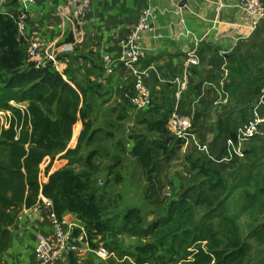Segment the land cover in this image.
Instances as JSON below:
<instances>
[{"label": "crops", "instance_id": "1", "mask_svg": "<svg viewBox=\"0 0 264 264\" xmlns=\"http://www.w3.org/2000/svg\"><path fill=\"white\" fill-rule=\"evenodd\" d=\"M12 1L6 0L8 5L4 7L10 8L18 0L10 5ZM146 8L155 12L156 19L153 28L141 34L139 42L145 55L140 66L150 67L146 80L153 102L149 107L137 108L123 97L130 84L126 70L115 63L111 73L105 72L102 55L117 59L119 49L110 39L111 32L118 27L120 33L130 29ZM72 9V0H34L29 5L24 39L26 45L36 39L45 41L43 50H53L58 61V67L52 69L70 86L78 84V109L87 114L85 120L91 121L90 131L102 129L99 136L111 142L113 136L108 132L122 124L147 126L148 138L161 139L148 123L166 120L175 88L186 80L179 110L192 116L191 132L183 136L171 133L181 141L175 144L162 174L164 188L171 195H179L202 177L201 167L210 168L232 179L234 187L242 185L239 181L243 187L250 185L257 195L261 193L264 205V124L260 135L248 139L241 136L243 124L254 115L264 80V17L253 27L254 16L245 11L241 0H224L220 8H216V0H91L86 32L78 38L73 33ZM92 113L104 122H116L115 128L111 129L110 123L95 125ZM74 125L79 130L83 127L78 121L72 130ZM118 136L109 146H117L122 135ZM133 143L131 137L128 153ZM166 145L172 148L169 142ZM179 156L184 162L176 175L171 168L180 164ZM44 167L40 169L44 171ZM158 214L142 212V225H148ZM54 216L53 208L43 203L23 207L10 226L11 241L1 254L0 264H37V240L44 237L55 241L51 226ZM61 219L73 225L74 238L85 235L91 247L104 245L105 237L122 235L96 233L94 229L90 234L86 222L73 212H65ZM108 247L111 255L107 259H99L85 248L78 256L85 264H137L121 249H116L117 253Z\"/></svg>", "mask_w": 264, "mask_h": 264}, {"label": "trees", "instance_id": "2", "mask_svg": "<svg viewBox=\"0 0 264 264\" xmlns=\"http://www.w3.org/2000/svg\"><path fill=\"white\" fill-rule=\"evenodd\" d=\"M4 18L0 12V22ZM15 33L17 35V30ZM17 37L26 45L23 37ZM4 39V45L13 46L7 44L8 34ZM25 68L7 75L0 87V108L12 111L8 127L0 130V145L7 149V162L0 163V259L10 244V226L15 223L19 211L41 203L40 195H43L52 200L57 218L67 211L76 213L86 222L90 234L94 233V229L96 233L110 232L115 235L123 232L142 240L162 241L171 232L170 238L180 252V264H242L249 245L240 237L235 218L227 215L224 208L234 187L232 179L219 171L201 167L203 175L198 181L190 183L179 195L172 193L168 198L163 197L162 174L173 154V149L166 145L173 138L166 127V120L148 123V127L158 132L161 139L136 134L130 150L149 184L146 199L157 205L159 210L163 208L164 212L161 214L162 210L159 211L155 219L144 226L139 207H130L123 215L121 230L100 219L88 221L86 217L95 218L100 213L92 193L87 192L88 185L78 181L74 172L61 170L47 175L40 169L41 165L48 166L57 152L64 151L66 155L78 153L82 143L93 136L91 121L85 120L87 114L78 109L79 86H70L51 65L35 66L31 63ZM11 100L27 102L25 110L11 107L8 103ZM49 114H54L55 118ZM78 121L82 123V129L72 132L73 124ZM71 138L73 143L68 146ZM175 140L176 143L181 141L180 138ZM164 149L168 151L164 153ZM94 155L95 150H91L85 159L91 168H94L91 162ZM116 165L117 161L109 165V174ZM198 207L206 208V212L191 231L190 226H182L181 220L190 209ZM211 214L223 216L229 225L222 236L211 223L204 222H208ZM173 225L177 227L170 230ZM249 237L264 244V221L249 229L245 238ZM152 241L136 245L124 254L134 258L137 264H156L151 259L155 248ZM173 244L169 245L170 249Z\"/></svg>", "mask_w": 264, "mask_h": 264}, {"label": "rangeland", "instance_id": "3", "mask_svg": "<svg viewBox=\"0 0 264 264\" xmlns=\"http://www.w3.org/2000/svg\"><path fill=\"white\" fill-rule=\"evenodd\" d=\"M5 1L6 0H0V12L5 17L4 20L0 22V87L1 85H3L7 75L19 71L23 67L27 68L32 63L27 53V46L23 43L21 38L17 37L15 33L16 29L14 25H12L13 22L11 21V18L6 15L5 11H7L9 8L4 7V5H8V3ZM14 1L9 2L10 5H12ZM13 29L15 30V32ZM7 34L9 35L7 44H12V47H8V45H4L2 42L5 40L4 38ZM16 64H18V66ZM8 103L14 109L18 108L21 110L22 108L23 110H25V108H23L22 106L23 102H21V104L17 103L16 101ZM54 107L55 104L53 108ZM0 109L6 110L5 108ZM7 110H9L11 118L12 111L11 109ZM96 114L97 113H92L91 115L95 119V125H101V123H103V125H106L105 123H110L109 127L111 129L115 128L113 126L114 124H116V122L112 123V120L110 122H104V120H102V117H99V115ZM6 116L7 115H0L3 120ZM7 118L9 117L7 116ZM128 127L130 126H124L122 124L119 128H115L111 133L108 132V134H111V136H113V141H115L119 137L118 135H122L117 142V146H114L113 143L111 146H109L113 141H105V139L108 138L99 136V132L102 129H95L92 138L82 143L81 149L78 153L66 155L64 151L57 152L56 155H54L53 159L50 160L48 166L45 165L44 171L41 170L47 175L51 172L61 170L74 172L76 175H78V178L76 179L88 185L87 192L89 191L90 193H92L93 199L100 209V213L95 215V218L86 217V219L88 221H91V219L93 221H96V219H100L107 222L108 225H113L117 230H121V226L123 224V215L130 207H139L141 213L143 212V215L145 211L149 213V211L156 212L162 210L161 214L164 212V209L159 210L157 205L149 202L146 199L145 193L149 185L146 175L144 174L141 167H139L138 164L134 162L130 155V152L128 153L127 150V143L129 142L131 137H134L138 133L145 134L146 136L150 135L148 133V128L146 129L147 126H144L143 128H136V126H132L130 128ZM75 128H77L76 125H74L73 127V132L74 130H76ZM143 129L146 132L143 133ZM70 142H68V145L70 144ZM175 144L176 140L173 137L170 140V146L172 147V149L174 148ZM113 147L117 149L114 150ZM91 150H95V155L91 159L94 168H91L90 165L86 164L85 162L86 156ZM167 151V149L163 150L164 153ZM179 157L180 158H177V161L180 160V162H178L180 164L173 165V167L171 168V170L174 169L173 174L176 175L177 171L179 172L180 170L179 167L182 166V163L184 162L181 156ZM116 161L117 165L114 166L111 174H109V165ZM6 162L7 149L6 147L0 145V163L4 164ZM168 173L171 172L169 171ZM238 183L242 185L244 184L242 181H239ZM242 185L233 187L224 208H226L225 211L227 210V215L229 214L230 217H232L233 219L235 218L234 220L237 222V229L240 237L244 239L249 245V250L242 264H264V244L257 242L253 237L245 238L252 226L264 221V205L262 203L263 196L261 195V193V196L257 195L256 192H254L252 188L249 187L250 185H246V187H243ZM205 212L206 208L204 207L190 209L181 220L183 223L182 226H190L192 231L194 228V224H199V222L201 221V217ZM206 221L207 220H204L205 223H211V225L217 229V231L219 232L218 234H220L219 236H222L224 229L229 227V225L223 219V216L221 217L220 215L215 216V214H211L208 222ZM176 227V225H173L171 226L170 230H173ZM121 234L122 235L119 238L110 236V239H107V237H105L103 239L104 243L102 244H104L105 246H110V248L117 253L118 251L116 249H121V252L124 253L125 251L134 249L136 245L153 240L149 238H147L146 240L138 238L135 239L130 237V235H128L127 233L121 232ZM171 235L172 234L170 232L166 234L165 238L162 241H152L155 245V248L152 251L153 256L151 257L152 261L154 260V263H181L178 260L180 252L177 251L176 244H173L170 238ZM171 243L173 245L170 249L169 245H171ZM204 243L205 242H203L202 244L204 245ZM118 244H122V246L120 247ZM85 263L86 262H84V264Z\"/></svg>", "mask_w": 264, "mask_h": 264}, {"label": "built area", "instance_id": "4", "mask_svg": "<svg viewBox=\"0 0 264 264\" xmlns=\"http://www.w3.org/2000/svg\"><path fill=\"white\" fill-rule=\"evenodd\" d=\"M34 0H18L10 10L6 13L12 19L17 35L24 38L25 29L28 20V9ZM73 9L71 15L74 20V35L78 38L82 37L86 32V19L91 11V0H72ZM224 0H216V8H220ZM242 7L246 12L254 16L252 26L256 27L259 21L264 17V0H241ZM156 14L151 8H146L138 15L134 25L125 32H119V27L110 34V39L117 44L119 55L117 59H112L108 54L102 55L103 67L105 72L113 71V64L118 63L123 67L130 79V84L123 93V97L133 106L137 108L149 107L152 105L153 98L147 83L148 69L150 67L140 66V62L144 58V51L140 46V37L144 31L153 28ZM46 43L43 40L36 39L27 45V53L35 66L51 65L58 67V61L55 58L53 50L44 51ZM187 82H180L173 93L174 103L166 118L167 129L178 136H183L192 127V116L182 113L179 110V101L182 92L186 89ZM12 102V101H10ZM21 104V103H19ZM25 108L24 105H22ZM21 110H23L21 108ZM262 110V112H261ZM254 115L249 118L242 126L241 136L244 139L255 137L261 134V126L264 124V80L259 86L257 102L254 105ZM0 115H7L3 120L0 117V130L2 127H8L10 121L9 110L0 109ZM43 179L47 177L43 175ZM162 195L164 198L170 197L168 188H163ZM40 199L47 207H52V200L48 197L40 195ZM55 241L40 237L37 240L35 252L37 264H84V261L78 254L85 248L99 259H107L111 255L108 246L99 245L91 247L81 234L79 237L72 236L71 224H66L61 218L54 216L51 223ZM83 243L80 244L79 241Z\"/></svg>", "mask_w": 264, "mask_h": 264}, {"label": "clouds", "instance_id": "5", "mask_svg": "<svg viewBox=\"0 0 264 264\" xmlns=\"http://www.w3.org/2000/svg\"><path fill=\"white\" fill-rule=\"evenodd\" d=\"M11 101H13V100H11Z\"/></svg>", "mask_w": 264, "mask_h": 264}]
</instances>
